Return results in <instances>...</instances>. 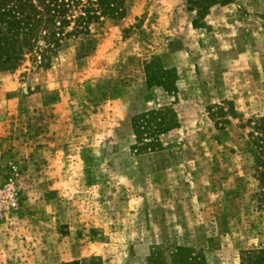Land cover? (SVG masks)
I'll list each match as a JSON object with an SVG mask.
<instances>
[{"label":"rangeland","instance_id":"rangeland-1","mask_svg":"<svg viewBox=\"0 0 264 264\" xmlns=\"http://www.w3.org/2000/svg\"><path fill=\"white\" fill-rule=\"evenodd\" d=\"M222 1V0H221ZM123 0L48 68L0 74V264H242L264 252V0ZM153 65L176 91L149 85ZM177 126L142 149L133 120Z\"/></svg>","mask_w":264,"mask_h":264},{"label":"trees","instance_id":"trees-1","mask_svg":"<svg viewBox=\"0 0 264 264\" xmlns=\"http://www.w3.org/2000/svg\"><path fill=\"white\" fill-rule=\"evenodd\" d=\"M123 0H0V74L17 71L27 60L48 68L53 57L73 40L91 35L104 19L123 16ZM227 0H188L198 15ZM168 71L153 65L149 85L168 93L176 91ZM167 109L153 110L133 120V131L142 149L161 148V139L177 126ZM252 145L264 154V118L253 125ZM183 264H205L189 257ZM242 264H264V252H248Z\"/></svg>","mask_w":264,"mask_h":264}]
</instances>
